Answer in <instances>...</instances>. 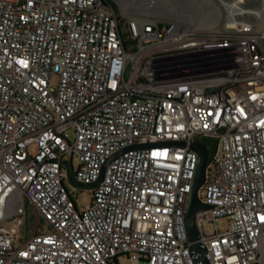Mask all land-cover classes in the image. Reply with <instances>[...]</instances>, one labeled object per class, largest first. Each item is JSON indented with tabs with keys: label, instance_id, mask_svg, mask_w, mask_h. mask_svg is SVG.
Wrapping results in <instances>:
<instances>
[{
	"label": "built area",
	"instance_id": "built-area-1",
	"mask_svg": "<svg viewBox=\"0 0 264 264\" xmlns=\"http://www.w3.org/2000/svg\"><path fill=\"white\" fill-rule=\"evenodd\" d=\"M242 2L197 31L106 0H0V264H202L185 227L202 137L200 242L211 264H264V30ZM115 153L81 207L64 162L90 184Z\"/></svg>",
	"mask_w": 264,
	"mask_h": 264
},
{
	"label": "water",
	"instance_id": "water-1",
	"mask_svg": "<svg viewBox=\"0 0 264 264\" xmlns=\"http://www.w3.org/2000/svg\"><path fill=\"white\" fill-rule=\"evenodd\" d=\"M170 143L184 144L183 142H177V141H170ZM140 147H143V145L140 144L132 145L127 148H124L122 151L124 152L129 149L140 148ZM190 147L199 154L200 160L196 170L189 206L185 215V227L187 231L188 240L190 242L189 248L191 251V255L194 256L195 263L211 264L208 258V248L200 242L201 231L197 222V214L200 211L207 210L211 207V205L204 202L199 195L200 189L203 187L206 181L207 170L211 159V153L207 144L200 140L193 141L190 144ZM117 156L118 153H115L106 161V163L103 166L100 178L96 182L90 184H84L82 182H79L76 178L75 169L72 164V160L70 159L68 161H65L64 165L69 172L68 181L70 182V184H72L73 186L79 189L96 188L102 182L105 171L109 166L110 162L114 160Z\"/></svg>",
	"mask_w": 264,
	"mask_h": 264
},
{
	"label": "rangeland",
	"instance_id": "rangeland-1",
	"mask_svg": "<svg viewBox=\"0 0 264 264\" xmlns=\"http://www.w3.org/2000/svg\"><path fill=\"white\" fill-rule=\"evenodd\" d=\"M144 0H113V2L116 4L119 11H121L126 19H129L130 17H136L138 19H159L156 18L155 12H142V5ZM248 6L252 7L253 10L257 11L256 13H247L244 16L252 20V23L255 26V30L264 29V1H252ZM219 9L220 13L218 11H215L212 14V18L207 17V10L208 8H197V14H196V23H200L203 20H211L213 27L222 28L223 20H225L228 10L225 6V4L219 2ZM143 9H147V7H144ZM210 12V10L208 11ZM209 14V13H208ZM243 16V17H244ZM242 17V18H243ZM161 21H169L165 19H159ZM56 79V78H55ZM31 151H36V146H31ZM67 185L72 188L74 187L67 179ZM92 198V190L91 189H80L78 195H77V202L81 207H85ZM37 221V215L34 207L29 204L28 205V217H27V227H29L27 234L29 235L30 231L33 229L35 223ZM228 227L227 220H221L217 224V228L221 231L226 230ZM41 229H43L41 227ZM25 227H22L21 232L24 233ZM216 230V227L211 222H205L204 223V231L206 234H211ZM119 264H134L131 259H129L127 256L121 257L119 259ZM140 264H148L144 261H142Z\"/></svg>",
	"mask_w": 264,
	"mask_h": 264
},
{
	"label": "crops",
	"instance_id": "crops-1",
	"mask_svg": "<svg viewBox=\"0 0 264 264\" xmlns=\"http://www.w3.org/2000/svg\"><path fill=\"white\" fill-rule=\"evenodd\" d=\"M237 1L238 0H144L141 11L150 13L155 12V16H157L156 18L176 21L178 23L191 27L193 30L210 31L219 28H214L212 21L208 19L203 20L200 23H196L197 8H208L207 17L212 18V14L215 11H218L220 13L219 2L225 4L228 10V14L225 20H223L222 28H224L228 25L232 26L235 23L232 20V15L229 9L234 6ZM252 1L258 0H244V2L241 3V7L249 10L247 13L257 12L253 10L252 7L248 6L250 3H252ZM144 7H147V9H143ZM235 9H239V7L236 6ZM209 10L210 12H208ZM119 13L123 15L121 11H119ZM247 13L238 14V21L244 25L250 24L254 31H263L264 29L255 30V26L252 23V20L244 16Z\"/></svg>",
	"mask_w": 264,
	"mask_h": 264
},
{
	"label": "trees",
	"instance_id": "trees-1",
	"mask_svg": "<svg viewBox=\"0 0 264 264\" xmlns=\"http://www.w3.org/2000/svg\"><path fill=\"white\" fill-rule=\"evenodd\" d=\"M108 3H110L111 5H113V7L115 8V10L117 12H119L116 4L113 2V0H106ZM125 45L127 46L128 48V43L125 42ZM200 140L204 141L207 146L209 147L210 149V153H211V157L213 156V154L215 153V150L217 148V145H218V140L217 139H214L212 137H202V138H199Z\"/></svg>",
	"mask_w": 264,
	"mask_h": 264
},
{
	"label": "flooded vegetation",
	"instance_id": "flooded-vegetation-1",
	"mask_svg": "<svg viewBox=\"0 0 264 264\" xmlns=\"http://www.w3.org/2000/svg\"><path fill=\"white\" fill-rule=\"evenodd\" d=\"M198 140H200V139H198ZM200 141H202V140H200ZM204 142V141H203Z\"/></svg>",
	"mask_w": 264,
	"mask_h": 264
}]
</instances>
